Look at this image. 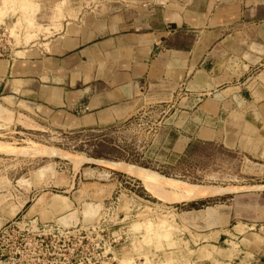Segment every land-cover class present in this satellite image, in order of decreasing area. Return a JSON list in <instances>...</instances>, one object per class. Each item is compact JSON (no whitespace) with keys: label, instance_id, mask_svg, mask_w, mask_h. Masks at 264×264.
<instances>
[{"label":"crops","instance_id":"crops-1","mask_svg":"<svg viewBox=\"0 0 264 264\" xmlns=\"http://www.w3.org/2000/svg\"><path fill=\"white\" fill-rule=\"evenodd\" d=\"M66 19L40 42L0 57L4 124L108 127L183 89L201 97H190L186 109L170 117L165 134L171 153L181 154L193 142L244 146L240 127L245 121L256 123V93L264 92V2L111 0ZM256 65L262 67L248 77ZM250 107L253 113L245 116L244 108ZM227 124L237 125L236 131ZM248 138L252 150L257 140L253 131ZM49 170L43 166L32 172L30 181L35 185L48 178ZM81 172L109 177L104 169L81 166ZM69 197L43 192L27 206L25 201L22 218L73 225L79 199ZM19 207L22 203L8 216ZM177 215L185 238L177 241L187 245L182 264H264V230H255L256 223L232 222L233 214L221 206L189 208Z\"/></svg>","mask_w":264,"mask_h":264},{"label":"rangeland","instance_id":"rangeland-1","mask_svg":"<svg viewBox=\"0 0 264 264\" xmlns=\"http://www.w3.org/2000/svg\"><path fill=\"white\" fill-rule=\"evenodd\" d=\"M110 3L111 0H0V27L6 31L3 37L9 41L8 53L52 35L59 30L61 21L73 18L77 10L103 8ZM260 63L263 65L264 60ZM261 65L251 67L247 76ZM263 93L257 91L255 97L256 123L245 121L240 127L243 147H226L218 141L193 142L181 154L171 153L167 147L169 137L165 133L171 127L168 121L175 112L186 109L190 97H201L189 96L183 89L145 104L125 122L108 127L26 128L16 122L0 121L6 125L0 126V224L26 222L22 218L25 207L43 192L79 199L74 207L76 237L52 260L56 264H162L165 251L172 253L177 264L186 263L187 245L177 241H185L179 234L183 226L177 214L189 208L221 206V210L233 214L232 222L248 221L257 224L255 230H264ZM248 112L252 114L253 109L244 108L245 116ZM225 126L237 129V125ZM252 131L257 140L251 150L247 147ZM11 148L25 152L7 150ZM76 161L83 163L78 166ZM104 163L114 169L113 163L126 164L167 180L220 192L204 198L166 193ZM43 166H49L51 174L34 185L31 173ZM81 166L104 169L109 177L83 174ZM21 203L22 208L8 216V211ZM160 217H167L171 226H160Z\"/></svg>","mask_w":264,"mask_h":264},{"label":"built area","instance_id":"built-area-1","mask_svg":"<svg viewBox=\"0 0 264 264\" xmlns=\"http://www.w3.org/2000/svg\"><path fill=\"white\" fill-rule=\"evenodd\" d=\"M2 27V26H1ZM0 33V57L8 53L9 41ZM75 225L55 222L7 223L0 226V264H56V256L76 237Z\"/></svg>","mask_w":264,"mask_h":264},{"label":"bare ground","instance_id":"bare-ground-1","mask_svg":"<svg viewBox=\"0 0 264 264\" xmlns=\"http://www.w3.org/2000/svg\"><path fill=\"white\" fill-rule=\"evenodd\" d=\"M30 4V3H29ZM37 6V5H36ZM37 10V9H36ZM25 16H26V14H25ZM56 20V19H55ZM59 20V19H58ZM52 21H54V20H52ZM57 21V20H56ZM56 21H54L55 23H56ZM54 22H53V24H52V26H54ZM56 26V25H55ZM53 28V27H52ZM57 29H58V27H57ZM46 30V29H45ZM54 30V29H53ZM48 31V30H47ZM55 31V30H54ZM28 34V33H27ZM26 36V35H25ZM1 145V144H0ZM7 145V144H6ZM4 146H5V144H4ZM34 146V145H33ZM1 147V146H0ZM3 147V146H2ZM7 147H8V145H7ZM7 147H4V150H5V148H7ZM10 147V146H9ZM8 147V148H9ZM45 147V146H44ZM1 150H2V148H0ZM13 149H16V148H13ZM13 149L11 148V149H7V150H9V151H13ZM43 149V148H42ZM50 149H53V148H50ZM49 149V150H50ZM17 150V149H16ZM48 150V152L50 153V151ZM56 151H54V152H61L60 150H58V149H55ZM18 151V150H17ZM27 151V150H26ZM29 152H28V154H30V153H32V151H30V149L28 150ZM37 151H41V150H38L37 149ZM46 151V150H45ZM45 151H43V152H45ZM53 151V150H52ZM18 152H25V151H21V149H20V151H18ZM20 153H19V155H20ZM64 153H66V152H64ZM35 154V153H34ZM22 155V154H21ZM37 155H39V154H37ZM57 155V154H56ZM59 155V154H58ZM31 156V155H30ZM32 156H33V154H32ZM36 156V155H35ZM45 156V155H44ZM46 156H48V154L46 155ZM51 156V155H50ZM55 156V155H54ZM63 156V155H62ZM38 157V156H37ZM41 157V156H40ZM52 157V156H51ZM58 157V156H57ZM60 158H62V157H60ZM64 159V158H63ZM67 159V158H66ZM85 161V160H84ZM77 162V161H76ZM75 162V163H76ZM78 163V166L81 164V163H83V162H77ZM77 165V164H76ZM75 166V165H74ZM112 166H115V168L117 169V170H123V171H126V172H128V174H133L136 178L137 177H139L141 180H144V182L146 181V182H148V184H152V185H154L155 187H157V189L158 190H160V191H163V192H166V193H178V194H183V195H185V196H187V197H189V198H204V197H210V196H212V195H216V194H218L220 191H216L215 189H203V188H195V187H192V186H189V185H186V184H184V183H179V182H175V181H172V180H167L166 178H162V177H160V176H158V175H151V174H147V173H144V172H141V171H139V170H137V169H134V168H131V167H128V166H125V165H121V164H114V165H112ZM76 167V166H75ZM127 174V173H126ZM132 175V176H133ZM137 175V176H136ZM138 178V179H139ZM184 188H187V190H183ZM210 188V187H209ZM167 189H169L170 191H168ZM159 217V216H158ZM161 217H165V215H163V216H161ZM160 217V219H159V224H160V226H161V224H163L162 225V227H164V225L166 226V227H170L171 226V223H169V221H168V219H162ZM171 220H173V219H171ZM174 221V220H173ZM34 221H31V225H34L35 223H33ZM56 223V222H55ZM146 223H148V222H146ZM146 223H144V224H146ZM58 224V223H57ZM60 225V224H59ZM148 225V224H147ZM62 226V225H61ZM136 227H138L137 225H135ZM134 226V227H135ZM145 226V225H144ZM64 227V226H63ZM135 227V228H136ZM135 245V244H134ZM163 259H164V261L162 262V264H174L173 263V261H174V259L172 258V256L169 254V253H166V252H163ZM175 262V261H174ZM159 264H161L160 262H159ZM175 264H177V263H175Z\"/></svg>","mask_w":264,"mask_h":264}]
</instances>
